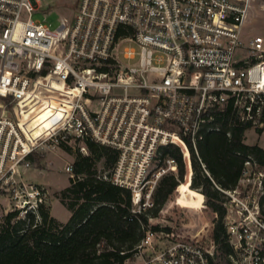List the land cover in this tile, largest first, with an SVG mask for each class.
Masks as SVG:
<instances>
[{
  "label": "built area",
  "instance_id": "2783aa9c",
  "mask_svg": "<svg viewBox=\"0 0 264 264\" xmlns=\"http://www.w3.org/2000/svg\"><path fill=\"white\" fill-rule=\"evenodd\" d=\"M250 2L74 0L73 18L51 29L33 17L39 0H0V208L40 221L47 191L23 178L33 156L91 139L118 150L110 179L141 212L178 172L164 147L178 146L192 171L187 139L199 156L198 141L220 128L216 112L263 128L264 37L244 39ZM49 107V127L32 137L33 118ZM222 190L240 216L225 222L238 264H264V195L242 196L239 183ZM132 253L123 264H214L200 239L151 227Z\"/></svg>",
  "mask_w": 264,
  "mask_h": 264
},
{
  "label": "trees",
  "instance_id": "16d2710c",
  "mask_svg": "<svg viewBox=\"0 0 264 264\" xmlns=\"http://www.w3.org/2000/svg\"><path fill=\"white\" fill-rule=\"evenodd\" d=\"M216 115L220 128L204 133L198 141L199 156L187 139L192 154L191 185L217 214L213 238L223 255L232 257L236 252L224 221L227 206L222 189L238 185L247 161L264 170V148L246 142L251 126L240 122L230 109ZM257 130L262 133L264 128ZM84 143L88 154L77 152L71 182L57 193L71 210L69 221H59L44 205L39 208L38 222L34 213L26 217L18 211L7 213L0 223V264H123L150 227L149 217L157 216L186 173L180 148L164 147L162 159L174 158L178 172L167 173L158 182L152 207L133 212L131 190L110 179L118 150L91 139ZM61 147L71 149L68 143ZM98 162L103 163L104 172Z\"/></svg>",
  "mask_w": 264,
  "mask_h": 264
},
{
  "label": "rangeland",
  "instance_id": "374dc122",
  "mask_svg": "<svg viewBox=\"0 0 264 264\" xmlns=\"http://www.w3.org/2000/svg\"><path fill=\"white\" fill-rule=\"evenodd\" d=\"M39 2L40 8L34 12L33 17L45 21L51 29L58 28L64 18L72 19L77 10L74 0H39ZM256 35L264 37V0H251L250 2L244 39L249 41ZM120 55L122 56V53ZM246 142L264 147V132L259 133L256 127H250L246 131ZM68 144L71 147L70 150L59 146L54 150L36 152L33 156V166L26 169L23 174L26 182L38 184L46 189L45 205L50 214L62 222L69 221L71 217V210L57 196L61 189L70 184V178L73 176V172L66 171L65 167L75 161L78 151L88 154L87 148L83 149L85 143L82 141L72 140ZM98 169L104 172L102 162H98ZM260 171L264 172L257 163L246 164L243 176L239 181L240 195L251 194L255 199H262L264 178L260 175ZM192 173L193 170L189 171L186 166L183 181L176 187L157 216L149 217V226L160 233L161 231L174 233L175 237L200 239L207 247L213 249L214 263L216 264H238L240 262L239 252L234 249L236 255L226 257L214 242L213 231L217 214L209 208L203 193L192 187ZM224 197L227 198L226 194ZM0 200H4V198L2 197ZM225 205L227 206V218H224V221L230 224L239 220L236 204L231 205L227 202ZM0 213L2 222L7 213L3 208H0ZM22 215L20 214V217H23ZM260 236L264 237V233L260 232ZM235 242L234 238L231 239V245H235Z\"/></svg>",
  "mask_w": 264,
  "mask_h": 264
},
{
  "label": "bare ground",
  "instance_id": "6f19581e",
  "mask_svg": "<svg viewBox=\"0 0 264 264\" xmlns=\"http://www.w3.org/2000/svg\"><path fill=\"white\" fill-rule=\"evenodd\" d=\"M236 1H240V0H236ZM50 114H51V107L45 108V110L36 114V116L33 118V123H32L33 126L30 129V134L32 135V137L35 138L42 135L43 132L47 129V127H49L50 121L48 117Z\"/></svg>",
  "mask_w": 264,
  "mask_h": 264
},
{
  "label": "crops",
  "instance_id": "0c3cea01",
  "mask_svg": "<svg viewBox=\"0 0 264 264\" xmlns=\"http://www.w3.org/2000/svg\"><path fill=\"white\" fill-rule=\"evenodd\" d=\"M263 132H264V130H263ZM263 132H262V133H263ZM263 148H264V147H263Z\"/></svg>",
  "mask_w": 264,
  "mask_h": 264
}]
</instances>
